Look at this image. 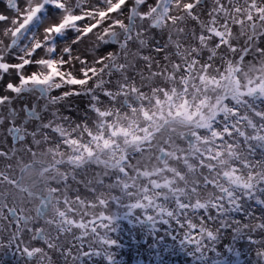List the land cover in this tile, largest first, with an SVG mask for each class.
<instances>
[{
  "label": "snow or ice",
  "instance_id": "6c2138e0",
  "mask_svg": "<svg viewBox=\"0 0 264 264\" xmlns=\"http://www.w3.org/2000/svg\"><path fill=\"white\" fill-rule=\"evenodd\" d=\"M0 264H264V0H0Z\"/></svg>",
  "mask_w": 264,
  "mask_h": 264
}]
</instances>
